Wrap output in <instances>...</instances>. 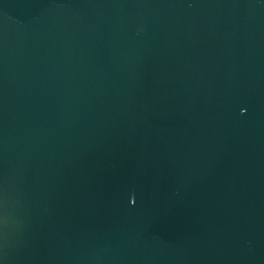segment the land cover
Here are the masks:
<instances>
[{
    "label": "water",
    "instance_id": "water-1",
    "mask_svg": "<svg viewBox=\"0 0 264 264\" xmlns=\"http://www.w3.org/2000/svg\"><path fill=\"white\" fill-rule=\"evenodd\" d=\"M0 264H264V0H0Z\"/></svg>",
    "mask_w": 264,
    "mask_h": 264
}]
</instances>
